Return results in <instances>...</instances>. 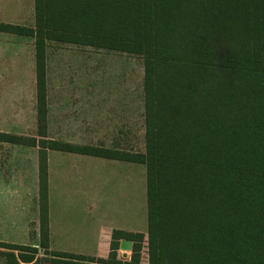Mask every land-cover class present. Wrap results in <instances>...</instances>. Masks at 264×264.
Masks as SVG:
<instances>
[{"label": "trees", "instance_id": "trees-1", "mask_svg": "<svg viewBox=\"0 0 264 264\" xmlns=\"http://www.w3.org/2000/svg\"><path fill=\"white\" fill-rule=\"evenodd\" d=\"M0 30L35 38L38 136L0 131V140L38 146L42 247L49 248L48 148L115 154L48 144L51 39L143 58L146 149L127 158L147 170L146 264H264V0H35L34 27ZM144 237L130 235L132 258ZM0 247L20 251L3 252L9 264L37 252ZM118 248L114 241L112 252ZM52 252L67 258L58 264L88 258Z\"/></svg>", "mask_w": 264, "mask_h": 264}, {"label": "crops", "instance_id": "crops-1", "mask_svg": "<svg viewBox=\"0 0 264 264\" xmlns=\"http://www.w3.org/2000/svg\"><path fill=\"white\" fill-rule=\"evenodd\" d=\"M29 16L30 21L35 22V0H0V23L32 27V24L26 23ZM28 37L0 30V71L16 70L17 79L14 75L12 80L13 85L19 87L22 45L26 46ZM32 54L33 68L36 69L34 45ZM46 72L47 137L73 145H90L120 151L114 152L112 156H106L48 148L49 249L84 255L88 258L106 259L113 251L112 243L117 241L118 258L127 261V255L120 249V243L123 239H130L133 233H142L145 235L144 238L147 237L148 204L146 222L145 217H141L140 221L144 220V224L136 223L138 215H134V164L139 162L127 158L125 144L114 147L107 141L112 133L116 134L119 131L125 138L126 100L124 99L123 109L122 104H113L117 101L122 102V96H113L112 99L111 94L102 95L100 90L93 89L92 126L87 127V134L83 123L72 119L64 121V118L74 115L73 110H77L78 106L75 101L84 95L80 89L66 94L61 87L79 86L81 81L51 79L48 76L49 68ZM34 88L36 89V80ZM19 96L18 93V100ZM68 98L74 99V102L65 105ZM105 102L108 104L102 105L106 104ZM128 118V128L131 131L130 110ZM114 119H124L120 121L118 132ZM55 133H58V138L53 137ZM0 144L8 146L10 152L13 151L10 155L11 161L19 160L23 144L1 140ZM128 152L131 154L132 150ZM27 153L28 151L24 150V154ZM7 166H9L7 171L11 173L4 175L6 169L0 163V241L37 247L35 241L40 242L38 154L32 157L30 170L27 169L21 175L15 174L14 165L11 169L10 165ZM140 185L142 195L144 189L147 199V173L146 179L142 178ZM115 231L118 232L117 238H114ZM0 264H9L6 255L1 252Z\"/></svg>", "mask_w": 264, "mask_h": 264}, {"label": "rangeland", "instance_id": "rangeland-1", "mask_svg": "<svg viewBox=\"0 0 264 264\" xmlns=\"http://www.w3.org/2000/svg\"><path fill=\"white\" fill-rule=\"evenodd\" d=\"M26 23L32 24V27H34L35 24L34 21H30V16ZM28 38L29 39L26 40V46L22 45L20 87L16 84L13 85V76L15 75L14 78L17 79L16 70L4 69L3 71H0V131H9L12 135L22 134L25 136H38L36 89L34 88L36 69L33 68L34 57L32 54V45L35 46V38L32 36H29ZM45 56L46 69L49 68V78L64 79L66 81L67 79L71 81H81L79 86L66 85L61 87L66 94L73 93V90L80 89L83 90L81 92L82 95H84L83 98L75 101V104H78L77 110H73L74 115L64 118L65 122L72 119L78 123H83L85 126V132L88 134L87 127L92 126L91 95L93 89L95 91L100 90L102 95L109 96V94H111L112 99L113 96H122V102L117 101L113 102V104H122L124 109V99L126 100V135L124 138V135H121L118 130L120 121H123L124 119H114L117 127L116 132H119L116 134L112 133L107 141L108 143L111 142L114 147L125 144L127 156L131 155L128 152L130 149L132 150V153L145 152L144 63L143 58L140 55L94 45L49 39L46 41ZM18 93L20 95L19 100ZM72 101L74 102V99L72 98L71 100L69 98L66 99L65 105H68L70 102L72 103ZM105 103L106 104L102 105L108 104V102ZM67 108L68 107L66 106L65 109ZM129 110L132 116L131 131H129L128 128ZM75 116H77V118H73ZM60 120L62 119L60 118ZM90 136L92 138L91 134ZM53 137L58 138V133H55ZM48 139L51 140L50 137ZM54 140L60 141L57 139ZM54 140H51L48 144H51ZM79 146L91 147L92 151L98 149L100 152L107 150V148H98L97 146ZM21 149L19 160L13 162L10 160V155H12L13 151L10 152L11 150L8 149V146L0 144V163L4 166V169H6L4 170V175L11 173L10 171H7V168L9 167L7 165H10V169L13 165L15 166L13 167L16 175H18V173L21 175L22 172H25L31 167L32 157L34 155L37 156L38 154V146L22 145ZM24 150L28 151V153L24 154ZM11 164L13 165L11 166ZM146 173L147 170L144 164H134V215H138L136 217V223L138 224H144V220L143 222L140 221L141 217H145V222L147 217V199L144 189L143 195L140 189L141 179H146ZM5 181L6 180L3 182ZM30 217L33 218V216ZM31 236L34 238V233L32 234V231ZM35 242L37 243V252L34 254L33 261L24 262L18 258L21 264H32L34 262L37 264H51L54 263L53 261L64 258L53 255L52 251L54 250L42 247L39 241L36 240ZM147 245L146 237L141 242L139 256L132 258L133 249L126 252L127 261L118 258V251H116L110 252V255L106 259L91 258L92 260H90L87 258L86 260H80V262L86 264H146L149 259ZM0 249L1 253L13 251L17 257L20 253V251L16 249L4 247H0ZM64 259L66 260L67 258ZM72 260L78 261L76 258ZM102 261L108 263H103Z\"/></svg>", "mask_w": 264, "mask_h": 264}, {"label": "water", "instance_id": "water-1", "mask_svg": "<svg viewBox=\"0 0 264 264\" xmlns=\"http://www.w3.org/2000/svg\"><path fill=\"white\" fill-rule=\"evenodd\" d=\"M133 240L131 239H123L120 243V249L125 252V255L127 254L126 252L129 250L133 249Z\"/></svg>", "mask_w": 264, "mask_h": 264}]
</instances>
